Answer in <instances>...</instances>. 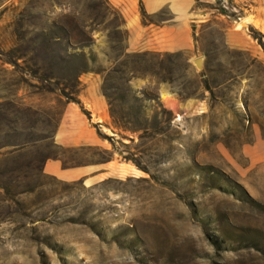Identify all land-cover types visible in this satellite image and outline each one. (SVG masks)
Masks as SVG:
<instances>
[{
    "label": "rangeland",
    "instance_id": "obj_1",
    "mask_svg": "<svg viewBox=\"0 0 264 264\" xmlns=\"http://www.w3.org/2000/svg\"><path fill=\"white\" fill-rule=\"evenodd\" d=\"M207 8L220 19L197 23L202 56L188 53L190 62L153 77L125 55L122 21L99 0H0L7 50L17 45L13 37L42 32L63 14L78 11L86 23L78 100L36 95L0 65V95L19 86L52 119L45 127L58 145L49 147L50 162L75 168L120 159L142 171L101 181L47 178L26 207L0 215V264H264V0ZM227 15L249 48H226ZM204 52L211 89L200 78ZM95 91L107 101L106 117L90 108ZM87 124L101 144L79 142Z\"/></svg>",
    "mask_w": 264,
    "mask_h": 264
},
{
    "label": "trees",
    "instance_id": "obj_2",
    "mask_svg": "<svg viewBox=\"0 0 264 264\" xmlns=\"http://www.w3.org/2000/svg\"><path fill=\"white\" fill-rule=\"evenodd\" d=\"M100 6L112 10L105 0H101ZM73 28H77L79 34ZM195 38L196 51H201V38L196 26ZM12 40L17 45L11 50L0 48V65L6 68L7 75L22 76L35 88L36 95L50 94L68 103L79 99L83 77L87 74V58L83 54L87 46V30L78 11L53 19L50 27L42 32L20 34ZM204 54L206 65L200 72V78L211 89L206 70L211 55L210 52ZM125 55L132 62L147 66L153 77H160L159 70L172 68L171 65L180 59L186 57V61L190 62V56L185 51L126 52ZM8 64L13 65L12 70L6 67ZM7 75L2 77L5 79ZM111 112L119 124L112 104ZM43 116L40 105L20 96L19 86H14L9 95H0V215L9 212L14 205L26 207L30 195L51 184L47 178L58 179L46 170L53 158L49 147L58 143L56 131L45 127V124H52V119Z\"/></svg>",
    "mask_w": 264,
    "mask_h": 264
},
{
    "label": "crops",
    "instance_id": "obj_3",
    "mask_svg": "<svg viewBox=\"0 0 264 264\" xmlns=\"http://www.w3.org/2000/svg\"><path fill=\"white\" fill-rule=\"evenodd\" d=\"M121 19L118 29L127 33L125 52L139 53L146 51L179 52L192 54L197 60L202 55L196 51L195 26L214 18L215 11L207 8L219 0H105ZM101 5V0H99ZM228 25L223 29L227 45L238 46L240 49L249 48L251 40L245 32L238 31L237 25L225 16ZM198 31V29H197ZM199 33V32H198ZM87 99L92 110H100L106 117L108 112L107 101L104 96L95 91ZM67 112L72 107L67 104ZM88 106V105H87ZM98 106V107H97ZM101 113V114H102ZM79 142L87 145L101 144L102 140L97 128L87 124V129L81 131ZM134 166L120 159L106 164H94L83 167L63 168L58 162H48V173L63 179H77L84 176L101 181L116 173L125 172L134 175Z\"/></svg>",
    "mask_w": 264,
    "mask_h": 264
},
{
    "label": "bare ground",
    "instance_id": "obj_4",
    "mask_svg": "<svg viewBox=\"0 0 264 264\" xmlns=\"http://www.w3.org/2000/svg\"><path fill=\"white\" fill-rule=\"evenodd\" d=\"M134 172L138 175V176H141L142 175V171L140 169H138L137 167H134ZM126 173V171L124 172Z\"/></svg>",
    "mask_w": 264,
    "mask_h": 264
}]
</instances>
